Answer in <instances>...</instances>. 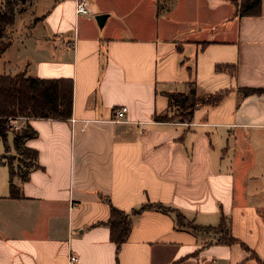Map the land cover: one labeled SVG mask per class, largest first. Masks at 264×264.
Returning <instances> with one entry per match:
<instances>
[{
    "label": "crops",
    "instance_id": "0c3cea01",
    "mask_svg": "<svg viewBox=\"0 0 264 264\" xmlns=\"http://www.w3.org/2000/svg\"><path fill=\"white\" fill-rule=\"evenodd\" d=\"M88 1L77 15L76 0H22L0 52V73L74 80L71 117L22 120L38 132L26 140L37 165L15 178L20 197L9 177L0 188V264H69L70 252L76 264H264V93L240 90L264 87V0L244 16L235 0ZM187 83L227 92L191 120L157 119ZM110 202L161 203L201 226L226 218L238 241L147 208L117 253Z\"/></svg>",
    "mask_w": 264,
    "mask_h": 264
},
{
    "label": "trees",
    "instance_id": "16d2710c",
    "mask_svg": "<svg viewBox=\"0 0 264 264\" xmlns=\"http://www.w3.org/2000/svg\"><path fill=\"white\" fill-rule=\"evenodd\" d=\"M263 0H235L236 14L257 15L261 13V3ZM162 8L159 1L158 12ZM24 10L22 0H0V52L5 51L13 40L11 28L15 23L18 12ZM186 89L182 91L167 92L169 97V108L166 112L158 113L155 117L159 120L179 119L181 121L191 120L195 109L201 105L217 104L227 90H221L215 93L198 94L195 83H187ZM244 95L252 93H264V87H240ZM74 102V80L67 77H40L27 74L21 71L15 74L0 73V137L7 142L10 127L8 122L11 116L61 118L71 117L73 113ZM176 107L178 113L169 114L170 108ZM37 131L25 124L16 132H13V145L16 155L22 157L26 153L32 152L34 159L37 151L26 145L28 138L37 135ZM10 149L8 145L7 150ZM15 154L10 156H1L3 163L9 166V187L10 196L20 197L22 195L21 186L16 183L15 178L20 176L22 179L28 177V173L34 164L26 170V175L21 174L15 166ZM111 203V202H110ZM157 208L164 211L174 209L161 203L150 202L144 204L141 208L132 212L123 210L111 203V214L107 221L111 230V239L117 245V253L123 242L130 234L132 227V214L143 209ZM177 213V222L180 226H189L195 230L198 229H218L221 233V241L226 243L237 242L238 239L231 233L230 226L226 218L218 226H201L180 211ZM187 220V224H185ZM249 250V247L241 242Z\"/></svg>",
    "mask_w": 264,
    "mask_h": 264
},
{
    "label": "rangeland",
    "instance_id": "374dc122",
    "mask_svg": "<svg viewBox=\"0 0 264 264\" xmlns=\"http://www.w3.org/2000/svg\"><path fill=\"white\" fill-rule=\"evenodd\" d=\"M29 1L31 2V0ZM170 4H171V0H163V5L165 7H168ZM168 113L171 115L178 113L177 108L176 107L170 108ZM9 133L10 134L8 135L7 142L3 138L0 137V188L3 186L4 187L6 186V180L9 177V166L8 165L6 166L1 161V156L7 157L6 154H7L8 145L10 147L13 146V136L11 135V133L13 134V131H10ZM14 159H15V166L17 170L23 175H26V170L29 169L34 164V156L32 152L26 153L22 157H19L18 155L15 154ZM4 173H5V177L3 178ZM184 222L185 224H187V220H185ZM201 230H212V231L214 230L215 231L218 229H203L202 228Z\"/></svg>",
    "mask_w": 264,
    "mask_h": 264
},
{
    "label": "built area",
    "instance_id": "2783aa9c",
    "mask_svg": "<svg viewBox=\"0 0 264 264\" xmlns=\"http://www.w3.org/2000/svg\"><path fill=\"white\" fill-rule=\"evenodd\" d=\"M89 1L88 0H76V13L77 15H84L89 13ZM128 107L127 105H121L115 107L114 109V117L115 121H123L124 117L127 113ZM25 116H11L8 122V126L10 127V131H17L22 127V120L26 119ZM77 255L73 252L69 253V264H76Z\"/></svg>",
    "mask_w": 264,
    "mask_h": 264
},
{
    "label": "water",
    "instance_id": "95a60500",
    "mask_svg": "<svg viewBox=\"0 0 264 264\" xmlns=\"http://www.w3.org/2000/svg\"><path fill=\"white\" fill-rule=\"evenodd\" d=\"M106 17H107V13H101V14H98L96 16L97 21H98V24L100 26H103L104 25Z\"/></svg>",
    "mask_w": 264,
    "mask_h": 264
}]
</instances>
